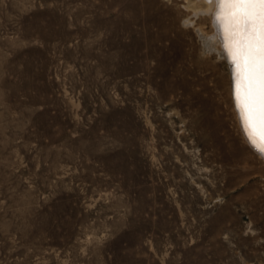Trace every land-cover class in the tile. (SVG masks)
I'll return each instance as SVG.
<instances>
[{"label":"rangeland","instance_id":"374dc122","mask_svg":"<svg viewBox=\"0 0 264 264\" xmlns=\"http://www.w3.org/2000/svg\"><path fill=\"white\" fill-rule=\"evenodd\" d=\"M209 10L0 0V264H264V160Z\"/></svg>","mask_w":264,"mask_h":264},{"label":"snow or ice","instance_id":"6c2138e0","mask_svg":"<svg viewBox=\"0 0 264 264\" xmlns=\"http://www.w3.org/2000/svg\"><path fill=\"white\" fill-rule=\"evenodd\" d=\"M215 3L216 21L238 72L236 99L253 146L264 155V131L253 136L257 120L264 125V0H206Z\"/></svg>","mask_w":264,"mask_h":264},{"label":"bare ground","instance_id":"6f19581e","mask_svg":"<svg viewBox=\"0 0 264 264\" xmlns=\"http://www.w3.org/2000/svg\"><path fill=\"white\" fill-rule=\"evenodd\" d=\"M201 1L207 3L206 0H201ZM207 5L210 7V10H209V11H211V12H212V11H215V14H216V12H217V5H216L215 3H212V4L207 3ZM215 14H214V16H215ZM214 18H215V17H214ZM215 25H216V27H217L218 34L215 35L214 38H215L216 40H219V42L222 43L223 46L225 47V52L227 51L226 54H227V57H228V60H229L230 66H231L232 69H233V74H234V85H235V99H236V86H237L236 76H237L238 69H237L236 64L233 62L232 57L229 55L228 50H227V48H226V46H225L226 41H225V39H224V31H223V27L221 26V24H219V23L216 21V19H215ZM232 80H233V79H232ZM235 99H234V100H235ZM236 103H237V99H236ZM234 104H235V103H234ZM237 111L239 112V116H238V117L240 118V122H239V123H241V127H242V129H243L244 135H245V137H246L248 143H249L250 146L253 148V150H254L259 156H261L262 159L264 160V155H262V154H261V153H260V152H259L254 146H253V144H252V143L250 142V140H249V133L245 131V121H244V119H243L242 116H241V110H240V108L238 107V104H237ZM237 114H238V113H237ZM250 131H251V133H252L253 136H258L259 133H260L261 131H264V125H262V124L260 123V121L257 120V122L255 123V125L252 126V127L250 128Z\"/></svg>","mask_w":264,"mask_h":264}]
</instances>
